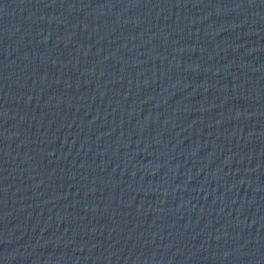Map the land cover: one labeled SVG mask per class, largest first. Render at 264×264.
<instances>
[{
  "label": "water",
  "instance_id": "water-1",
  "mask_svg": "<svg viewBox=\"0 0 264 264\" xmlns=\"http://www.w3.org/2000/svg\"><path fill=\"white\" fill-rule=\"evenodd\" d=\"M0 264H264V0H0Z\"/></svg>",
  "mask_w": 264,
  "mask_h": 264
}]
</instances>
